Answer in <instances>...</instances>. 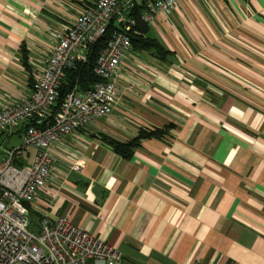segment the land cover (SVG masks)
Instances as JSON below:
<instances>
[{
    "label": "crops",
    "instance_id": "obj_1",
    "mask_svg": "<svg viewBox=\"0 0 264 264\" xmlns=\"http://www.w3.org/2000/svg\"><path fill=\"white\" fill-rule=\"evenodd\" d=\"M95 1L0 0V105L29 95L57 33ZM148 35L165 53L128 51L119 103L54 146L31 218L66 216L124 264H264V0H189ZM24 127L0 135V156ZM143 130L162 133L128 155L112 145Z\"/></svg>",
    "mask_w": 264,
    "mask_h": 264
},
{
    "label": "built area",
    "instance_id": "obj_2",
    "mask_svg": "<svg viewBox=\"0 0 264 264\" xmlns=\"http://www.w3.org/2000/svg\"><path fill=\"white\" fill-rule=\"evenodd\" d=\"M187 1L96 0L57 33L29 95L0 105V135L7 138L16 126H25L20 144H1L0 264H124L117 248L47 209H41L37 228L31 230L28 206L47 190L57 162L54 146L69 133L107 118L119 103V69L133 47L131 32L138 20L150 26ZM108 32L93 69L98 80L86 88L76 82L54 112L67 70L88 63L92 47ZM27 149L32 156L25 162ZM71 167L80 169L82 163Z\"/></svg>",
    "mask_w": 264,
    "mask_h": 264
},
{
    "label": "trees",
    "instance_id": "obj_3",
    "mask_svg": "<svg viewBox=\"0 0 264 264\" xmlns=\"http://www.w3.org/2000/svg\"><path fill=\"white\" fill-rule=\"evenodd\" d=\"M110 32L101 37L100 40L92 47L88 63H77L74 68L67 70L66 78L60 87V95L58 102L54 107V112L58 110L64 101V98L76 82H79L82 88H86L98 80V77L94 74L93 69L97 56L106 46L107 39L110 37ZM148 33L149 25L141 20H138L137 26L131 32L133 45H137L144 49L154 50V52H158L159 54L165 53L163 46L156 39L149 36ZM160 133H162L160 130H143L137 138L129 143L112 142V145L120 153L128 155L131 147L136 143V141L146 137L159 136ZM31 220L33 224L35 220L32 218Z\"/></svg>",
    "mask_w": 264,
    "mask_h": 264
},
{
    "label": "rangeland",
    "instance_id": "obj_4",
    "mask_svg": "<svg viewBox=\"0 0 264 264\" xmlns=\"http://www.w3.org/2000/svg\"><path fill=\"white\" fill-rule=\"evenodd\" d=\"M10 144H11V143H10ZM7 145L10 146V145H9V142L7 143ZM36 228H37V220L34 221V223L32 224V226H31L30 229L33 230V229H36ZM33 231H35V230H33Z\"/></svg>",
    "mask_w": 264,
    "mask_h": 264
}]
</instances>
